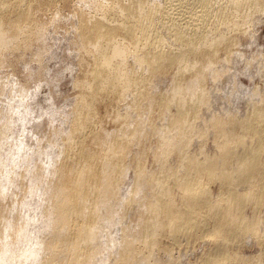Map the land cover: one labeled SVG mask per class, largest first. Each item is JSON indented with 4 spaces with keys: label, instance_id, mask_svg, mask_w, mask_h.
<instances>
[{
    "label": "bare ground",
    "instance_id": "6f19581e",
    "mask_svg": "<svg viewBox=\"0 0 264 264\" xmlns=\"http://www.w3.org/2000/svg\"><path fill=\"white\" fill-rule=\"evenodd\" d=\"M263 23L264 0H0L1 70L63 25L80 68L56 160L24 138L41 83L0 78V264H264Z\"/></svg>",
    "mask_w": 264,
    "mask_h": 264
},
{
    "label": "rangeland",
    "instance_id": "374dc122",
    "mask_svg": "<svg viewBox=\"0 0 264 264\" xmlns=\"http://www.w3.org/2000/svg\"><path fill=\"white\" fill-rule=\"evenodd\" d=\"M71 21H73V19ZM63 26L64 27L58 29H56V27L54 26H50L51 33L49 36L50 38L49 45L51 47L50 50L51 52H49L48 55L45 57L42 63L43 65L42 67L39 62L33 60L32 51H25L24 57L19 61L18 73H14L12 68L10 67H5L2 70L0 69V78H4L3 83H5V90L7 93L10 92L11 90L10 88H15L17 90L18 83L19 82L23 83L25 81L26 76H31L29 82V88L31 87L30 88L31 92L35 91L37 86H39V84L41 83L40 84L41 90L39 89L36 95L34 96V98L36 97V99H32L31 101L33 104H36L37 109H36V113L32 114L33 122L29 125V131L28 133H26L27 137L25 136L24 138L26 139L25 142L28 145L27 151L29 154L33 155L36 152V150L37 151L40 150L43 151L44 153H50V154L52 153L51 155L55 160L57 159V156L60 153L63 137L65 136L67 131H69L71 126V120L73 115L72 113L74 111V107L72 106H74V102L76 98L75 96L77 94V89L75 88V84H74L75 82L73 81H76V78L79 75V71H80V68L78 67L77 64V58L75 56L76 53L75 49L71 45L72 39L69 38V34H68L69 32L66 33L67 26L65 25ZM259 35H260V40L258 45H254L253 47H247V56L249 59L258 56L261 57L260 55H262L264 52V49H262V47L264 48V23L261 24L259 28ZM259 47L261 48L259 49ZM47 70L49 71L47 72ZM40 72L42 73L43 77L41 76L39 78L38 75L40 74ZM253 72L255 74V79H254L255 81L254 80L252 81L249 77L246 76L242 78L243 85L245 86L242 88L243 91H247L249 88L253 89L256 84L261 89H264V80L262 79V77L258 72L256 73L255 70ZM42 82L45 83L43 86H42L43 84ZM168 82L169 79L165 77L163 83L167 84ZM32 94H35V92H33ZM41 95L44 96L40 98ZM0 102H1L0 107L3 106L8 107L7 104L9 103V99L0 96ZM39 120L41 121L39 122ZM109 125L108 128L115 127V124L114 125L109 124ZM36 158H38L39 160L38 162L43 164L46 170L52 168V165L49 164V160L46 159L45 155H42V157L39 158V156H36L35 154L32 160L34 162L35 161L37 162ZM33 165L34 163H32L31 167ZM21 169H23V166L22 168L20 166L15 168L16 171H20ZM42 186H44V184ZM35 187L38 186L35 185ZM253 249L252 247L250 248V246H248V249L246 247L243 249V251H245L247 254H251L253 251L254 252L257 251L259 248L255 247ZM193 251L190 252V254L188 255L189 257L187 256V258H184L183 256L180 255L179 262L177 264H189L190 262L192 263L195 260H197V257L199 254H201V251H199V249Z\"/></svg>",
    "mask_w": 264,
    "mask_h": 264
}]
</instances>
